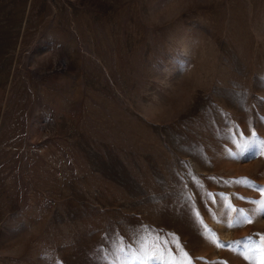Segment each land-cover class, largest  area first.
Masks as SVG:
<instances>
[{"label":"rangeland","instance_id":"374dc122","mask_svg":"<svg viewBox=\"0 0 264 264\" xmlns=\"http://www.w3.org/2000/svg\"><path fill=\"white\" fill-rule=\"evenodd\" d=\"M260 116L264 0H0V264H101L140 225L253 264L264 155L229 151Z\"/></svg>","mask_w":264,"mask_h":264},{"label":"snow or ice","instance_id":"6c2138e0","mask_svg":"<svg viewBox=\"0 0 264 264\" xmlns=\"http://www.w3.org/2000/svg\"><path fill=\"white\" fill-rule=\"evenodd\" d=\"M243 107V105H240ZM260 124H264V116L259 117ZM237 133L241 137L240 140L236 139V134L231 136L232 142L236 145L238 151H229V155L234 158L248 157L255 158L257 155H264V138L259 137L255 128L250 127V135L245 137L242 132H239L238 125L235 126ZM215 179V178H210ZM194 182L196 178L193 177ZM224 183L240 184L245 183L252 187H257L254 181H250L247 177H242L232 181H223ZM198 187L201 186L199 183ZM260 191L264 193V187H260ZM212 194L209 193L211 197ZM191 200V196H185V207L193 215V221L196 222V217L199 216L198 211H193L188 201ZM252 203L257 205L250 210L251 213L255 214L257 218H264V196L260 199L253 200ZM243 212V210H240ZM245 221L251 223L252 217L246 216ZM240 223V221H237ZM233 226V225H229ZM198 234H201L206 239L204 233H200L197 229ZM115 235V233H114ZM155 236V239H150V236ZM163 237V238H162ZM103 239V238H102ZM251 240V237L247 238ZM216 242V241H212ZM235 243H240L236 241ZM219 246V245H218ZM175 248V251H173ZM257 253L259 254L257 256ZM245 259L253 261V264H264V238L259 248L254 249L251 246L245 247V251L240 253ZM93 260L100 261L101 264H192V258L184 251L183 246L179 242V237L173 233L164 234L163 232H156L150 225H140L139 227L133 228L131 232V239H125L122 236L115 235V238L111 240L110 245H98L93 250ZM200 259V258H198ZM57 264L59 262L57 261ZM217 264V262H212Z\"/></svg>","mask_w":264,"mask_h":264}]
</instances>
